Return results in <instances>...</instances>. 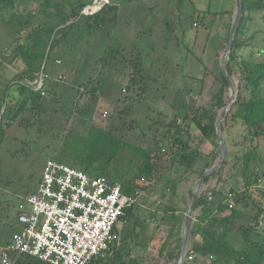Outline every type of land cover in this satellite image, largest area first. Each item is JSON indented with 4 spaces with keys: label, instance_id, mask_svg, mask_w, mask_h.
Masks as SVG:
<instances>
[{
    "label": "rangeland",
    "instance_id": "obj_1",
    "mask_svg": "<svg viewBox=\"0 0 264 264\" xmlns=\"http://www.w3.org/2000/svg\"><path fill=\"white\" fill-rule=\"evenodd\" d=\"M51 1L60 2V9L70 13L71 5L80 0ZM95 1L98 6L109 3V0ZM112 2L118 5L119 10L114 26H107L112 33L110 38L104 34L105 29L91 33L85 31V20L80 17L73 20L75 26L69 32L67 41L53 45L52 39H47L46 32H42L43 36L38 38L39 47L45 53L42 78L45 79L46 101L35 113L24 111L0 146V245L14 233L12 228L17 221L19 207L29 195L35 193L46 162L53 159L73 167L72 157L65 156L62 151L68 133L77 131L84 134L90 127L110 130L126 144L149 148L158 141L172 156L179 148L174 141L163 137L165 127L183 109H186L182 114L185 116L192 110L209 108L214 102L213 97L219 90L222 57L229 43L228 35L233 33L237 20V0ZM46 3V0H14L16 13L44 11V15L37 14L33 18L31 26L41 25L43 29L57 27L61 24V18L53 7H46ZM11 15L8 10H0V76L4 80L14 79L24 68L20 59L11 61L16 47L12 32L19 28L18 21L12 22L10 27L5 23ZM202 17L203 22L196 20ZM262 31L263 22L255 15L244 22L238 38L257 52L264 47ZM109 45L113 53L109 55L108 66L102 68L101 59L106 56ZM118 51L120 53L116 56ZM258 58L264 59V55ZM228 60L229 55L225 64ZM138 61L145 73L146 88L139 81V76H135L137 84L128 90L130 76L134 75ZM240 74L237 68L231 77L226 73L233 84V91L230 87L225 88L217 108L220 117L230 104L222 123L224 132L220 130V136L227 146L226 162L223 164L222 141L218 140V146H213L207 140L202 141L200 133L191 125L190 145L201 152L195 172H185V169L174 165L172 171L164 173L159 183L146 181L147 191L134 211L135 217L122 222L121 243L128 244L127 250L137 264H180L186 215L198 182L206 171L220 166L203 181L199 196L217 190L223 195L232 191L240 193L245 189L250 174L256 171L254 159L246 168L247 155L254 146L249 131L242 121L232 119L239 103L247 101L249 97L250 90L241 81ZM99 78H103L101 94L91 118H86L87 124L83 125L78 110L88 103L90 96L84 92V96L78 97L76 89L88 84L91 79ZM82 89L86 90L84 87ZM16 92L10 91L11 98L17 96ZM3 94L4 87L0 85L2 112L5 109ZM26 119L28 122H25ZM256 144L262 160L258 172L260 179L251 190L255 204L245 210L247 214H256V206L264 207V138ZM169 158L166 155L167 161L163 165H170ZM141 163L142 158L123 145L119 156L111 164V177L121 184L134 180ZM176 180L180 181V185L173 196L170 190ZM199 214L200 209H194L192 223ZM135 221L138 224L136 232L141 234L137 239L127 238V230L135 228ZM191 228L192 224L190 231ZM171 229L174 231L172 234ZM259 231L264 236V221ZM200 241L199 235L189 232L186 253ZM230 241L236 249L241 248L237 232L230 236ZM186 263L208 264L199 255Z\"/></svg>",
    "mask_w": 264,
    "mask_h": 264
},
{
    "label": "trees",
    "instance_id": "obj_2",
    "mask_svg": "<svg viewBox=\"0 0 264 264\" xmlns=\"http://www.w3.org/2000/svg\"><path fill=\"white\" fill-rule=\"evenodd\" d=\"M46 2V7H53L56 14L61 18V24L57 27L43 29L41 25L31 26L33 18L37 14L44 15V11L19 14L15 11L14 0H0V10H8L12 14L9 20L5 21L7 26L10 27L12 22L18 21L19 28L12 32L14 35L13 43L16 47L11 61L14 62L20 59L24 64V68L14 79L4 80L0 76V85L4 87L2 102L5 104L4 111L2 112L0 109V146L3 144L8 131L24 111L28 110L31 114L35 113L36 110L44 106L46 101L44 97L46 95L44 77L43 87L39 90H36L35 86L30 85V83L40 79L45 71L42 72L45 53L40 49V42H38V38L43 36L42 32H46L48 40L52 39L53 45L55 42H65L69 32L75 26V21L73 20L80 17L85 20V31L91 33L105 29L104 34L110 38L112 33L107 26H114L118 19L119 7L113 4L112 0H109V3L104 4L100 9L96 11L90 10L87 13L85 10L93 6L96 2L95 0H80L72 4L70 13L60 9L62 6L60 2L54 3L51 0H46ZM207 13L212 14L211 11ZM213 14L219 15L221 13ZM255 15L260 17L263 22L262 33L264 35V0H244L242 22L229 53V60L225 64V73L231 77L234 74V69L237 68L238 72L241 73V81L245 82L250 90L248 100L239 103L232 119L236 118L246 125L254 145L253 151L247 155L246 168L253 159L256 160L257 168L248 177L245 189L242 192L234 193L232 191L223 195L220 190H217L212 192L213 196L211 199L207 193H202L195 202L193 209H200V214L195 222H191L192 228L190 232L199 235L201 241L196 243L192 250L203 257L208 264H264V236L259 231L264 221L262 218L264 207L256 206V214H247L245 211L249 209V206L255 204L251 196V190H253L252 188L260 179L258 172L262 162L261 157L258 155L256 142L264 138V59L258 58L259 55H264V47L255 52L246 41H240L238 38L244 22L252 19ZM203 19L202 17L196 20L203 22ZM231 35L232 33H229L228 42L231 39ZM112 53V47L109 45L106 56L101 59V62H103L102 68L108 66L110 54ZM118 53L120 52H116V56ZM140 65V61L135 65L134 75L130 76L127 86L128 90H131L137 84L135 76H139V81L146 88L144 83L145 73ZM102 81L103 78L91 79L88 84L80 85L76 89L77 96L80 95L83 87L90 96L88 103L78 110V114L82 116L81 122L83 125L87 124L86 118L90 119L92 116L91 113L102 91ZM218 82L219 90L213 97L214 102L209 108L192 110L191 113L185 116H182L186 111V109H183L165 127L166 130L163 137L174 141L179 148L172 156L167 153L165 147L159 144L158 141L149 148L128 143L127 145L110 130H102L96 127H90L84 134L77 133V131L68 133L64 139L62 151L65 156L72 157L74 168L82 170L89 176L107 177L111 181L118 183L111 177V164L119 156L123 145L133 149L142 158V163L138 167L137 176L134 180H129L122 184L119 183L126 194L134 193L137 190L145 193L147 191L146 181L159 183L163 180L164 173L172 171L174 165L185 169V172L194 173V168L201 158V152L199 148H192L190 145L192 135L189 127L194 125L197 132L200 133L201 140L210 141L213 146H218V140L222 138L216 132L219 120L217 108L221 103L222 93L225 88L230 87V84L221 69ZM11 90H16L17 96L15 95L11 98ZM42 93H45V95L43 96ZM73 109L75 112L77 110L76 106ZM122 112H125V110ZM25 122H28V120L26 119ZM22 123L23 120L20 124ZM221 127V132L223 133L224 124ZM166 155L170 157L168 160L170 165H163L164 161H167L165 159ZM206 178H204V181ZM142 179L145 180L144 184L141 183ZM169 180L166 182V187ZM179 185V180H176L175 184L173 183L170 190L173 196H175ZM229 194L234 195V207L232 209L229 208L226 202ZM141 198L135 207L126 212V216L122 219L123 221H131L135 217L134 211L140 204ZM136 225L138 224L135 221V228L130 231L127 230V238L137 239L139 237L141 233L136 232ZM235 232L239 234L241 240V248L239 249H236L230 241V236ZM172 233H174L173 229H171ZM127 246V243L122 242L119 246H115L112 252L98 257L91 264H137V261L131 257L130 252L127 250ZM128 258L130 259L128 260ZM186 262L187 260H185L184 264H187ZM18 264L46 263L34 258L24 257Z\"/></svg>",
    "mask_w": 264,
    "mask_h": 264
},
{
    "label": "built area",
    "instance_id": "obj_3",
    "mask_svg": "<svg viewBox=\"0 0 264 264\" xmlns=\"http://www.w3.org/2000/svg\"><path fill=\"white\" fill-rule=\"evenodd\" d=\"M104 4L87 10L96 11ZM30 85L39 90L43 78ZM84 92L82 89L78 97ZM143 193L126 194L121 184L107 177H92L49 159L35 193L19 207L17 223L21 229L0 248V264H18L24 257L46 264H91L120 245L119 224ZM208 196L211 199L212 192ZM226 202L232 209L234 195L229 194ZM196 255L188 250L187 262Z\"/></svg>",
    "mask_w": 264,
    "mask_h": 264
},
{
    "label": "water",
    "instance_id": "obj_4",
    "mask_svg": "<svg viewBox=\"0 0 264 264\" xmlns=\"http://www.w3.org/2000/svg\"><path fill=\"white\" fill-rule=\"evenodd\" d=\"M238 2H239V6H238V14H237V20H236V23H235V28H234V31H233V33L231 35V39H230V41H229V43H228V45L226 47V51H225V53H224V55L222 57V62H221V70L224 73V75L228 78L229 84H230V88H231L232 91H233V84L230 81L229 77L225 73V65L224 64H225L226 58L228 57V55H229V53H230V51L232 49L233 42L236 39L238 30H239L241 22H242L244 0H238ZM229 108H230V104H228V106L224 109L223 113L219 117V121H218V124H217V129H216V132H217V134L219 136H220V130H221L222 123H223V121L225 119V116L229 112ZM221 140H222L223 146L225 147V148L223 147V157H224L223 158V164H224L226 162V158H227V146H226V141L223 138H221ZM219 168H220V166L216 167V168H212L211 170L206 171L202 175V177L200 178V180L198 182V185L196 187V192H195V195H194V198H193V202H192V204L190 206V209L188 211V215H186L184 246H183V250H182L180 264H184L185 260H186L187 238H188V235H189V232H190L191 222H192V219H193V216H194L193 207H194L195 202L197 201V199L199 197V192L201 190V186H202V183L204 181V178L207 177L208 175H211L212 173H214Z\"/></svg>",
    "mask_w": 264,
    "mask_h": 264
},
{
    "label": "crops",
    "instance_id": "obj_5",
    "mask_svg": "<svg viewBox=\"0 0 264 264\" xmlns=\"http://www.w3.org/2000/svg\"><path fill=\"white\" fill-rule=\"evenodd\" d=\"M21 70H22V69H21ZM122 222H123V220H122L121 223L119 224L120 233H121V224H122ZM124 222H125V221H124ZM12 229H14V233L20 231L21 227L18 225L17 221L14 223V226H13ZM14 233H13V234H14ZM13 234H12V236H13ZM12 236H11V238H10L8 241L4 242V243L1 244L0 246H4V245L8 244V243L11 241Z\"/></svg>",
    "mask_w": 264,
    "mask_h": 264
}]
</instances>
